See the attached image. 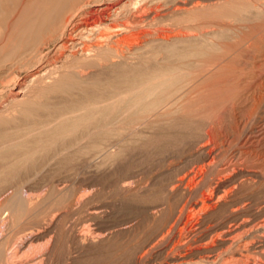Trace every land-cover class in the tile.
<instances>
[{
	"label": "bare ground",
	"instance_id": "1",
	"mask_svg": "<svg viewBox=\"0 0 264 264\" xmlns=\"http://www.w3.org/2000/svg\"><path fill=\"white\" fill-rule=\"evenodd\" d=\"M202 3L0 0V14L22 4L1 65L32 66L0 109V184L61 152L64 164L78 158L86 176H117L113 191L145 198V233L121 249L123 264H264L263 84L252 86V108H241L250 92L243 85L256 80L244 67L264 60V21L249 24L264 20V0ZM50 42L56 47L45 59ZM159 161L167 162L162 174L147 175ZM162 175L151 201L145 192ZM89 181L77 198L85 209L97 196ZM110 230L75 231L72 239L90 250L119 233ZM45 234L28 235L14 251L0 242V264H44L43 256H20Z\"/></svg>",
	"mask_w": 264,
	"mask_h": 264
},
{
	"label": "rangeland",
	"instance_id": "2",
	"mask_svg": "<svg viewBox=\"0 0 264 264\" xmlns=\"http://www.w3.org/2000/svg\"><path fill=\"white\" fill-rule=\"evenodd\" d=\"M176 1H177L178 5H180L182 7H188V8L193 7L194 5H199L200 3H202V1L204 2V0H199V1L198 0H196V1L176 0ZM192 2H197V3H193V6H190V5H192ZM179 3H181V4H179ZM185 5H187V6H185ZM200 5H203V3ZM21 6H22V4H21ZM20 7L19 6H16V7L15 6H9V7L7 6V8H4V10L2 11L3 13L0 14V48L1 49L3 48L5 43L7 42V39L10 35V32L13 29L14 22L18 18V16L20 15L19 12L22 11V8L20 9ZM14 18H15V20H14ZM261 20L262 19H260V21H258V22L249 23V24H253L252 26H254L255 23H256V25L258 23V25H259V22L264 21V20H262V21ZM11 22H13L12 26H11ZM247 24L244 23L242 25L246 26ZM261 24L263 25L264 22ZM240 26H241V24H240ZM248 26L249 25H247L246 27H248ZM244 31H246V33H247L249 31V29L245 28ZM5 32H6V34H5ZM5 38H6V40H5ZM1 39L4 42L1 41ZM252 42H254V40H252ZM51 43H53V44H51ZM250 44H251V42H250ZM1 45H2V47H1ZM46 47H48V48H46ZM46 47L43 49L45 51L42 52L43 57L46 56L45 59L50 58L52 56V54L54 53L53 50L56 47V43L50 42L48 44V46H46ZM3 51H1V53H0L1 54L0 55V67H1L0 68V109L5 108L7 106V104L9 105L8 99H9V96H11V93H13L17 88H19L25 82L24 80L27 77H29V75L32 71V66H29L30 67L29 68L27 65H19V66L16 65L17 67H15L14 65H11V67H9L10 62L9 63L6 62L7 64L5 63L6 67L4 66V64L1 65V63L3 62V60H5V58L8 54V52H7L8 49L7 50L5 49ZM50 52H51V54H50ZM3 53H5V54H3ZM259 61L263 62L264 60L261 59ZM259 61H257L258 62V67H257L258 71H257V69H252V68H251L252 71L250 70V68H249V71H246V70H248V68H247L248 66L244 67V68H246L245 74L247 76H249V75L253 76L254 74L257 76L256 77L254 75V78L256 80L250 79L253 81L248 80V83L246 85H243V88L245 91H247L246 89L249 88V91L251 92V93L250 92L248 93L250 96L247 95L248 102L245 98L243 105L241 104L242 105L241 108L244 109V111H245V107L247 109L252 108V107H250L253 104L252 99H251V97H252L251 95H252L253 91H256L254 89L252 91V86L254 85V83H256V86L263 84V87H264V76H263L264 75V64H263L264 62L259 63ZM12 66L15 68H13ZM262 76H263V79H262ZM258 79H260V80H258ZM261 88H262V85L259 86V90ZM255 89L258 90V88H255ZM14 137L11 136L10 138L8 137V139L5 138V141H4L5 145H3V148H4V146L8 147L9 145H7V144L9 143L10 139H12ZM19 140H21V139L19 138L16 141H19ZM6 141H7V143H6ZM173 141L175 142V139ZM9 149L5 150V151L8 152ZM73 149L74 148H70L68 150L71 152ZM61 153H63V152H61ZM61 153H59L58 155L59 156L63 155ZM58 155H57L58 159L56 158V159L52 160L54 162L51 161L46 166L42 167L43 169L40 168L39 165H37L38 163H36L35 167H38V169L36 168L37 170H39L38 172H35L34 171L35 169L32 170V172H31L30 169H33L34 167L28 168V169L21 168V170L18 172L19 173L18 179L17 178L14 180L10 179V180L0 184V205H1L0 206V242L7 241L9 244L8 246H10L14 251L16 248H18L19 244L21 242H23V239H25L28 235L37 234L39 232H44V233H46L44 239H41L40 241H35L32 243L33 245L30 244L24 249L23 255H25V256L21 255L20 256L21 260H24L28 257L33 258L34 255H37L34 258H37V257L39 258L41 256H43V258H45L44 264H97V263L98 264H120V263L123 264V260H122V258H120L122 255V252H123L122 250L124 249L123 247L126 245L125 248H127L129 245L131 246V245L135 244L136 240L138 243L139 238H137V237H140V236H142V233H145L143 230H144V228H146V220L144 219L145 218L144 217V215H145L144 214V207L142 206V205H144L142 203V201L145 200V198L144 199L143 198H141V199L137 198L138 199V201H137V199H135L136 197L130 198V197H128L129 195L127 197H125L124 195L118 193V191L115 190L116 188L113 191V188H112L113 185H110V184H113V180L115 181L117 176H115V175L113 176V174H110V173L102 174L103 176L102 175H96L95 176L94 174H91L92 177L90 176L91 177V179H90L89 176H86L87 175L86 171L84 172L85 169L81 166V163L78 160V158H76V159L74 158L71 161L66 162L64 164V162L62 161L63 160L62 157L60 159V157ZM55 160H58V161H55ZM129 160L132 161V163H130V161H129V163L131 164V167H132V164H133V166L136 164L133 160H131V159H129ZM182 160H184V159H181L180 161H182ZM160 161L157 165H153V166L150 165V162H149L147 165L148 166L150 165V167L152 166L150 169H148L147 165L144 166V169L147 166V168H146V169H148L147 172L149 171V173H147V175H149L154 170L156 171L154 173V175L157 172L160 174L157 173L156 175L160 176L162 174V172L164 171V168L167 165V162L163 163ZM186 161L188 163H190L191 165H192V163H194L193 160H190V159H186ZM186 161L184 160V162H186ZM129 163H128V161L123 162L124 167L121 165V168L123 167L122 170H126V168L130 167ZM159 164H161V165L159 166ZM162 164L163 165L166 164V165L163 166ZM160 167H162L163 171H161L162 169ZM25 170H27V171H25ZM150 170H151V172H150ZM26 174H27V176L30 175L29 176L30 178H28L26 176ZM88 177H89V180H91V181L88 180ZM160 178L161 179H159L157 177V179L155 178L156 180H152L153 179L152 178L150 182L155 181V184H158V182L156 183V181L160 180L159 183L164 184L165 182H163V179L164 178L166 179V176H163ZM165 179H164V181H165ZM87 181H89L88 185H91L94 187V190H92V192L96 190L95 195L97 194V196L94 197V200L97 203L93 200L95 203L92 201L93 203L92 202L90 203L92 205L89 204V206H86V209H85V206L83 207L82 205L77 204V203H78V199H80L81 196L84 194V191H85L84 189L86 188ZM163 184H161V185H163ZM161 185L158 184V186L157 185L151 186L147 190V191H149V190H151V191H149V192L146 191L147 193L145 192V195H146L145 197L148 198V196H151V195H153L154 197L156 196V198H154L153 196H151V198L153 197L152 199L150 197L148 198L151 201H155L153 199H157L159 197V194L156 195V193H158V191H159L158 188H160ZM156 188H157V191L155 190ZM155 191H156V193H155ZM96 192H98V193H96ZM152 192L155 194H153ZM16 197H18V198H16ZM7 198H9V199H7ZM11 204H13V205H11ZM97 204H99L100 206ZM2 205H3V208H2ZM91 208H96V209L98 208V210L100 208H102L101 210H99V212L101 214L99 213L100 215L98 216V219L94 216H90L89 213H90ZM15 210H17L18 212ZM87 210H89V211H87ZM13 214L16 215L15 216L16 218H14V217L11 218ZM12 219H14V221ZM126 221L127 222L131 221L132 223H130L128 225H124L126 223ZM140 221H141V223H140ZM131 224H132V226H131ZM122 226H123V228L129 226L130 229L129 230L126 229L127 231L121 232V231H123V230H121L123 228H120ZM116 228H118V229H116ZM97 229H99L100 231H98ZM109 229H113V231L110 230V233L114 232V230L115 231L119 230V233L114 234V236L112 235L109 238V240L107 241V243L103 244L105 246L107 245L110 249L109 248L105 249V246L99 245V246L94 247L93 249L91 248L90 250L84 249V251H80V250H78L77 245L75 244V242H73V239H72V234L75 233V231H76V233H82V232L86 233V231H87V233H89L91 231H92L91 233H94L95 230H96V232L97 231L102 232V230L104 232L105 230H107L106 233H109L108 232ZM48 230L50 231L49 233H51L50 234L51 236L48 234V232H47ZM140 233H141V235H139ZM131 235L133 237H131ZM49 236H50V239H49ZM68 236H69V239H68ZM40 242H41V244H40ZM47 244L49 245V247ZM46 245L48 248L47 251H45ZM43 246L45 248H43ZM102 246L104 248H102ZM50 247H52V248H50ZM38 248L42 254L37 250ZM94 249H95V252H94ZM119 249H120V251H119ZM42 250H43V252H42ZM50 250H52V252ZM103 250L105 252H102ZM106 250H108V252ZM115 250L117 253L115 252ZM50 252H51V254H49ZM45 256L48 259H46Z\"/></svg>",
	"mask_w": 264,
	"mask_h": 264
}]
</instances>
